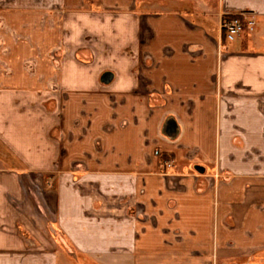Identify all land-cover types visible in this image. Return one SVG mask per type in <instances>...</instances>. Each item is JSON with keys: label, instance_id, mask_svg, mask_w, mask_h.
Wrapping results in <instances>:
<instances>
[{"label": "crops", "instance_id": "obj_1", "mask_svg": "<svg viewBox=\"0 0 264 264\" xmlns=\"http://www.w3.org/2000/svg\"><path fill=\"white\" fill-rule=\"evenodd\" d=\"M58 245L264 264V0H0V264Z\"/></svg>", "mask_w": 264, "mask_h": 264}, {"label": "built area", "instance_id": "obj_2", "mask_svg": "<svg viewBox=\"0 0 264 264\" xmlns=\"http://www.w3.org/2000/svg\"><path fill=\"white\" fill-rule=\"evenodd\" d=\"M246 20L243 15L234 16L224 21L222 29L228 42H234L245 30Z\"/></svg>", "mask_w": 264, "mask_h": 264}, {"label": "rangeland", "instance_id": "obj_3", "mask_svg": "<svg viewBox=\"0 0 264 264\" xmlns=\"http://www.w3.org/2000/svg\"><path fill=\"white\" fill-rule=\"evenodd\" d=\"M45 176H48V175H45ZM51 187L46 184L45 185V188L44 187H42V188H44V190H45V189H49V188L52 189ZM56 252L58 253V256H61L62 259H65L66 264H67V262H70L69 261V256H67V254L64 251V249L62 247H60L59 245H58V247L56 249ZM70 252H73V254H76L77 257H78L77 261H75V260L72 259L71 262H70V264H95V262H93L92 260H89V259L81 256L80 254L76 253V251H74V249L71 250V251L69 250V253Z\"/></svg>", "mask_w": 264, "mask_h": 264}, {"label": "trees", "instance_id": "obj_4", "mask_svg": "<svg viewBox=\"0 0 264 264\" xmlns=\"http://www.w3.org/2000/svg\"><path fill=\"white\" fill-rule=\"evenodd\" d=\"M228 19H230V18H228ZM158 157H159V163L160 164H162L164 161H166L170 158L169 155H166V154H159Z\"/></svg>", "mask_w": 264, "mask_h": 264}]
</instances>
